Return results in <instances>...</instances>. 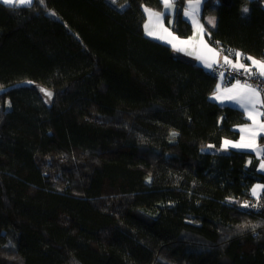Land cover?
Here are the masks:
<instances>
[{
    "label": "trees",
    "instance_id": "obj_1",
    "mask_svg": "<svg viewBox=\"0 0 264 264\" xmlns=\"http://www.w3.org/2000/svg\"><path fill=\"white\" fill-rule=\"evenodd\" d=\"M201 1L213 46L264 59V0ZM150 7L0 0V264H264L261 159L223 148L245 114L212 98L216 66L146 35Z\"/></svg>",
    "mask_w": 264,
    "mask_h": 264
},
{
    "label": "snow or ice",
    "instance_id": "obj_2",
    "mask_svg": "<svg viewBox=\"0 0 264 264\" xmlns=\"http://www.w3.org/2000/svg\"><path fill=\"white\" fill-rule=\"evenodd\" d=\"M31 0H3V3L12 5V4H28ZM164 6L166 9H171L174 7V0H163ZM200 0H189V7L192 9V11L186 13V15L194 16L195 11L199 8ZM145 11L149 13L150 17L155 16L158 19L162 16L159 12H153L151 9L145 8ZM244 12H247L248 9H243ZM195 22V21H194ZM210 25H215V19L209 18L207 21ZM147 27V26H146ZM165 32H168L167 29H164ZM199 31L201 33V40L200 44L202 45V53L198 56L199 59L203 60L207 67L211 68L213 67V64H218L220 62V52H218L215 48L209 47L204 41H203V25H199ZM148 35L153 36L157 35L154 32L149 31ZM210 35V34H209ZM168 37H171V39H168ZM159 38L167 40L168 43L172 44L174 48H177V50H184V47L181 46H189L192 45L193 41L195 40V37H190L186 40H181L179 37L173 36L172 33L168 32V36H160ZM219 43L218 41L216 42ZM230 54L233 50H229ZM204 53H210L211 57L209 58ZM235 57L236 60L233 62L229 58L228 55L223 56V62L225 64H228L231 66V68L237 70V71H243L247 73L248 75H257L259 77H264V60L256 59L252 56H247L246 59L251 62L250 65H247L245 63H242L241 60L245 58V54L240 51H235ZM209 59H211V62H209ZM255 69V71H253ZM223 75V73H221ZM239 90V91H238ZM41 91H44L46 95L51 96V92H47L45 89H41ZM225 94L221 95L219 92L215 94V98L218 100H236L238 101L241 106L248 111V117L250 120L253 121V126H257L259 128V131L264 132V121L257 120V116H264V112H255L256 105H264V98L261 97V90L257 87H254L251 84H248L245 82L244 84H241L239 80H237L236 84L233 85L232 88L224 90ZM251 106V108L249 107ZM250 130L247 126L241 131ZM253 136L256 135L255 132L252 133ZM225 147L231 145L232 147L236 148H253L256 145L253 142H247L245 140V137H241L240 142L233 143L232 141L225 140L224 141ZM261 167L264 168V163H261ZM264 186L257 185V188H261ZM253 194H256V189L254 188Z\"/></svg>",
    "mask_w": 264,
    "mask_h": 264
},
{
    "label": "crops",
    "instance_id": "obj_3",
    "mask_svg": "<svg viewBox=\"0 0 264 264\" xmlns=\"http://www.w3.org/2000/svg\"><path fill=\"white\" fill-rule=\"evenodd\" d=\"M33 1L34 0H31V2L28 3V4H17V5H29ZM160 1L163 4L162 11H160L159 9L154 8V7L147 8V9H151L153 12H159V13L162 14V16L158 19L155 16L150 17L149 13L146 12L147 13V16H148V20H147V24H146L147 27H146V31H145L147 36H149L151 38H154V39H156L158 41H161V42H163L165 44L170 45L172 47L173 51L176 54H179V55H182V56L191 58V59H193V60H195L197 62H200V63H202V64H204L206 66V64L204 63V61L198 58V56L202 53V45L199 43L200 40H201V33L199 31V25H203V41L209 47L215 48L218 52H220V62L218 64H221V63L225 64L223 62V56H225L227 54H225L224 52H222L219 48L213 46L208 41V39H207L206 27H205V24L203 23V21L200 18V12H201V7H202V2H201V4H199V8L195 11L194 16L186 15L193 22V26L194 27H193L192 34L190 36H188V37H180V36H178L177 33H175V31L173 29V26H174V23L176 21L177 14H178V5L176 4V0H174V7L171 8V9H166L165 6H164L163 0H160ZM190 11H192V9L189 7V9L187 10L186 13H188ZM209 18H214L215 19V25H216V22H217L216 16L211 15V16L208 17V19ZM164 29H167L168 32L172 33L173 36L179 37L181 40H186V39H188L190 37H195V40L193 41L192 45H189V46H181V47H184V50H177V48H174L172 46V44H170V43L167 42V40L159 38L160 36H166V37L168 36V32H165ZM149 31L154 32L157 35L150 36V35H148V32ZM168 39H171V37H168ZM204 54L207 55L209 58L211 57V54L210 53H204ZM229 58L231 60H233V62H235V60H236V57L229 56ZM256 59H259V58H256ZM259 60H264V59H259ZM209 62H211V59H209ZM242 63H245V62H242ZM218 64L214 63L213 64V67H211V68H214ZM245 64L250 65L251 62L245 63ZM253 71H255V69H253ZM236 82L237 81L227 82V81H225L223 79H219L218 88H217L216 92L212 96V98L215 101H217V102H219L221 104L230 105V106H233L235 108L240 109L241 111H243V113L245 114V117L247 119V121L245 123H243V124H241L239 126L240 135H239V137L237 139H225V140L232 141L233 143H237V142H240L241 137L243 136V137H245V140L247 142H253L256 146L253 147V148H236V147H232L231 145L225 147V145H224V141L225 140H224L223 141V148H225V149L243 150V151H251V152L255 153L256 157H258V158L261 159V163H264V147L262 145H260V143H259V137L260 136H264V132L259 131V128L257 126H253V121L250 120L249 117H248V111H246L241 106V104L238 101H236V100H218V99L215 98V94L217 92H219L221 95H224L225 94V91L224 90L229 89V88H232L233 85L236 84ZM240 83L241 84H244V82H240ZM261 97L263 98L262 93H261ZM249 107L251 108V106H249ZM262 107H263V105H259L258 104V105H256L254 111L255 112H263ZM257 120L264 121V116H257ZM246 126L250 130L241 131V129L245 128ZM253 132L256 133L255 136L252 135ZM261 163H260L259 168H260V170L264 171V168L261 167ZM257 185L264 186L262 183H256L253 186V189L254 188L256 189V194L255 195L253 194V191H252V195H253V198L255 200H258L261 197L262 192H263V189H264V187L257 188Z\"/></svg>",
    "mask_w": 264,
    "mask_h": 264
},
{
    "label": "built area",
    "instance_id": "obj_4",
    "mask_svg": "<svg viewBox=\"0 0 264 264\" xmlns=\"http://www.w3.org/2000/svg\"><path fill=\"white\" fill-rule=\"evenodd\" d=\"M242 62H245V58L241 60ZM216 72L220 75V77L227 81H237L240 82H247L248 84L253 85L254 87H257L261 90L262 96L264 98V77H259L257 75H248L247 73L241 71H237L233 68H231L228 64H218L216 66ZM223 73V75H221ZM264 112V105L262 107ZM247 207L253 208L254 210H258L261 206V203L258 201H245L244 203Z\"/></svg>",
    "mask_w": 264,
    "mask_h": 264
},
{
    "label": "water",
    "instance_id": "obj_5",
    "mask_svg": "<svg viewBox=\"0 0 264 264\" xmlns=\"http://www.w3.org/2000/svg\"><path fill=\"white\" fill-rule=\"evenodd\" d=\"M43 89L47 90V92H51V93H52L51 96H48V95H46V93L43 91V93H44L46 96H48L51 100L55 97V92H54L53 90H50V89L45 88V87H44Z\"/></svg>",
    "mask_w": 264,
    "mask_h": 264
},
{
    "label": "rangeland",
    "instance_id": "obj_6",
    "mask_svg": "<svg viewBox=\"0 0 264 264\" xmlns=\"http://www.w3.org/2000/svg\"><path fill=\"white\" fill-rule=\"evenodd\" d=\"M201 2H202V1L200 0V4H201Z\"/></svg>",
    "mask_w": 264,
    "mask_h": 264
}]
</instances>
